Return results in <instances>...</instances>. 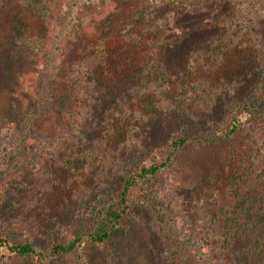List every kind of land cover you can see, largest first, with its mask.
Returning <instances> with one entry per match:
<instances>
[{"label": "trees", "instance_id": "1", "mask_svg": "<svg viewBox=\"0 0 264 264\" xmlns=\"http://www.w3.org/2000/svg\"><path fill=\"white\" fill-rule=\"evenodd\" d=\"M1 15L6 23L0 20V110L17 116L31 134H45L49 129L66 132L63 140L75 151L81 107L89 106L88 100L95 101V112L101 107L93 87L105 81L106 73L111 79L113 74L116 77V90L153 86L175 93L170 98L177 105L166 98L170 108L161 101L156 110L138 107L136 112H127L145 139L131 141L128 133L120 139L128 152L119 182L91 212L93 218L77 211L73 219L62 217L42 225L39 216L30 223L14 217L0 231V264H47L78 250H83L84 256L98 251L119 256L122 245L116 239L125 217L138 209L150 213L162 210L163 197L150 181L196 140L228 144L224 162L230 171L222 165L228 182L213 197L227 200L229 206L215 216L219 228L213 226L198 237L197 248L189 242L183 257L174 254L183 262L168 264H264L263 146L247 150L239 144L242 131L264 124L253 110L256 104L231 102L212 139L183 137L182 131L176 130L166 143L146 146L154 133L150 125L162 120V126H168L185 96L194 98L196 91L203 92L199 102L205 108L220 103L219 84L212 71L228 70L230 64L240 67L243 48L251 39L246 35L264 25V0H3ZM204 22L208 28L201 25ZM197 30L209 39L191 51L186 70L179 76L175 48L180 47L182 37ZM115 40L119 44L113 43ZM50 55L55 57V66L46 94L42 83L48 70L39 69L38 63ZM175 81H180L177 90ZM3 101L9 104L1 108ZM44 238L47 246L39 249L36 242ZM160 255L168 254L161 250Z\"/></svg>", "mask_w": 264, "mask_h": 264}, {"label": "rangeland", "instance_id": "2", "mask_svg": "<svg viewBox=\"0 0 264 264\" xmlns=\"http://www.w3.org/2000/svg\"><path fill=\"white\" fill-rule=\"evenodd\" d=\"M0 4H3V0H0ZM229 10L228 7L226 11ZM0 20L6 23L4 15H1ZM201 25L208 26V22ZM258 29L246 35V39H251L247 41L250 44L243 48L240 67L230 64V67L226 66L228 70L220 68L212 71L213 79L219 84L217 88L220 93L217 98L220 103L212 108H205L199 102V99H203V92L196 91L194 98L185 96L176 109L175 120L168 121V126H162V120L150 125V130L154 133L146 146L149 143H166L169 134L176 130H181L183 137L204 135L214 138L222 113L234 100L256 104L253 110L264 121V97H260V94H264V25L259 24ZM204 34L197 30L191 32V36L180 39V47L175 48L173 55V58L179 60L175 65L176 74L186 70L184 67L188 64L187 56L209 39ZM113 43L119 44V41L115 40ZM111 52L113 53L112 50ZM54 59L50 55L46 59L47 63L44 59L38 63L39 69L48 70L42 83L46 94L49 93ZM104 76L105 81L93 87L95 96L101 100V107L95 112V101L90 100L87 102L89 106L81 107L75 151L70 146L67 147V141L63 140L66 132L49 129L45 134H31L17 116L7 115L0 110V231L14 217L30 223L34 222V216H39L38 222L42 225H46L47 220L54 222L62 217L73 219L78 214L77 211L93 218L91 212L119 182L118 174L123 169L124 154L128 152L120 139L127 133L131 141L136 142L137 139L140 142V138L143 141L145 139L143 131L136 127V121L131 122L127 112H136L138 107L145 111L156 110L155 107L161 101H165L166 107L170 108L166 98L172 101L173 106L177 105L175 99L170 98L175 93L153 86L147 90H137L135 87L130 91L126 89L127 93L121 92L114 89V74L112 79L107 73ZM178 79L187 80L181 77ZM223 83L225 84L222 85ZM178 85L180 81H175L176 90ZM8 104L9 102H1V108ZM182 105L184 106L181 107ZM239 144L247 150L263 146L264 152V124H256L250 130L242 131L239 134ZM227 145H213L196 140L185 150H181L180 156L168 169L150 181V185L163 197V208L156 213L138 209L125 217L124 226L116 239V243L122 245L123 253L119 256L104 251L84 256V251L78 250L70 255L53 258L47 264L183 262L174 254L178 253L183 257V253L186 254L190 248L189 242H194L197 248V243L200 242L198 237L209 232L215 226V216L222 214L229 206L227 200L213 197L218 190L226 188L228 182L227 173L222 169L223 165L230 171L229 165L224 162L227 158ZM129 152L136 153L133 150ZM30 215L33 217H29ZM215 227L219 228L218 225ZM36 243L42 249L47 246V239H39ZM166 249L172 252L168 253L170 251ZM161 250L168 255H160Z\"/></svg>", "mask_w": 264, "mask_h": 264}]
</instances>
